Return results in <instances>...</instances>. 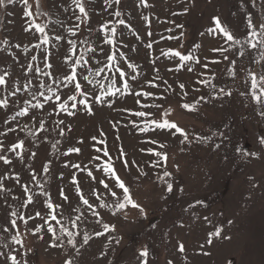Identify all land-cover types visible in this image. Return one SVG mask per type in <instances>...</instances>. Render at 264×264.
Here are the masks:
<instances>
[{
    "label": "rangeland",
    "instance_id": "374dc122",
    "mask_svg": "<svg viewBox=\"0 0 264 264\" xmlns=\"http://www.w3.org/2000/svg\"><path fill=\"white\" fill-rule=\"evenodd\" d=\"M28 2L31 17L25 15L28 8L22 0L0 6V75H5L8 82L0 86V100L8 101L7 108H0V142L4 145L0 155L11 161L6 164L0 160V251L16 255L21 264H66L69 259L72 264H143L145 258L140 252L145 249L149 253L147 264H264V144L260 143L264 137V96L258 103L251 87L255 73L257 94L264 88V83H259L264 75V60L260 58L264 48L258 43L256 49L248 45L241 49L226 37L209 31L216 27L213 18L219 17L221 25L236 38H251L248 18L261 32L258 26L264 23V0H120L119 4L115 0H80L87 18L73 0ZM116 11L119 16L114 14ZM121 20L123 24L119 23ZM34 24L45 27L48 44L43 43L44 34ZM76 24L80 25L78 29ZM104 24L109 30L116 28L114 37L109 31L115 46L104 42ZM55 36L63 39L57 41ZM251 39L258 42L264 40V35ZM69 40L76 42L75 56ZM221 47L228 51H213ZM92 49L101 63L90 60L88 67L93 71L104 68L97 79L105 86L108 80L103 77L113 75L106 67L111 63L107 57L115 53L116 67L137 77L136 81H129L135 91L154 95L118 93L109 98L114 100L112 107L93 103L91 114L78 104L76 114L69 116L58 108L53 110L50 101L43 109L29 107L28 115H17L28 106L25 101L36 103L33 96L38 95L37 67L53 74L40 76L39 82L56 88L52 81L59 83L63 73L71 71L66 57L75 60L83 54L89 59ZM241 50L243 57L239 55ZM174 51L191 54L194 59L177 70L181 62L170 54ZM225 55L228 60L223 59ZM45 57L51 68L45 66ZM232 60L236 61L234 65ZM204 63H208V68L202 67ZM80 71L77 68L78 79ZM202 80L208 83H201ZM24 85L29 86L25 89ZM115 86L122 87L119 76ZM16 87L20 91L11 95ZM60 87L68 91L63 85ZM87 90L99 94L95 82L87 85ZM228 92L231 95L225 94ZM39 99L43 103V97ZM137 99L153 106L142 108ZM184 104L194 110L185 109ZM155 105L161 107L157 109ZM136 111L152 115L137 117L133 115ZM154 119L176 123L188 139L184 140L175 130L141 131L146 121ZM60 120L64 124H58ZM42 121L44 130L40 129ZM21 140L23 148L9 151ZM153 140L155 144L151 143ZM75 148L80 152L69 153ZM97 148L101 149L99 153ZM105 148L110 160L104 156ZM149 149L165 154L167 160L155 157ZM97 155L101 157L99 161L95 159ZM106 161L113 165L144 214L131 206L113 214L115 198L97 183ZM125 161L127 167L123 166ZM46 164L48 170L44 171ZM73 164H79L80 169ZM89 170L96 181L88 177ZM166 172L170 175L166 176ZM73 176L99 217L93 216L79 200ZM168 184L173 186L171 192L167 191ZM24 185L33 195V203L27 207H22L27 203ZM93 187L102 194L100 201L91 195ZM61 189L68 202L59 195ZM114 190L118 195L122 191ZM49 201L61 205L57 219L73 233H79L75 236L76 247L68 243L66 235L54 241L46 231L33 234L43 223L40 217L29 220L27 228L17 219L23 243L16 244L12 237L17 233L4 231L11 212L27 218L39 211L43 216L49 211ZM101 202L106 206L100 207ZM51 223L59 230L55 221ZM105 224L109 228H104ZM217 231L219 236L209 237V233ZM97 232L103 235L97 236ZM85 233L89 236L87 244L83 243ZM209 238L210 245L206 243ZM181 244L184 252L179 251ZM0 264H5L3 257Z\"/></svg>",
    "mask_w": 264,
    "mask_h": 264
},
{
    "label": "snow or ice",
    "instance_id": "6c2138e0",
    "mask_svg": "<svg viewBox=\"0 0 264 264\" xmlns=\"http://www.w3.org/2000/svg\"><path fill=\"white\" fill-rule=\"evenodd\" d=\"M73 2L76 3L77 7L79 8V12L81 14H83V16L85 18H87L88 13L86 12L85 7L80 2V0H73ZM115 2L117 4H119L120 0H115ZM13 3H15V0H0V6H4V7H7V5H11ZM22 3L26 8H28V11L25 13V15L31 17L33 15V13L31 11V7L29 5L28 0H22ZM114 14L117 16L120 15L119 11H116ZM76 19L81 20V17L76 16ZM213 21H214V24L216 25V27L210 28L209 31L212 32L213 34H216V33L220 34L222 38L226 37L227 41L234 42L235 44L240 45L241 49L245 45L250 46V48H252V49H256L258 46V43H259L261 48H264V40L254 42L253 39H251V38H255L259 35H264V23H262L258 26L262 30L261 32L258 33L256 31L257 26L253 24L251 18L249 17L248 18V28L250 30V37L251 38L246 37L243 40H241L239 38H236L229 29H227V28L223 27V25H221L219 17H214ZM119 23L123 24L124 21L121 20V21H119ZM34 27L40 33L44 34L42 36L43 43L48 44L50 38L47 35V33H45V27L41 26L40 24H34ZM74 27L76 29H78L80 27V25L76 24ZM101 27L104 30V42L109 44V45L115 46V41L113 38H111L109 36V31L111 32L112 37H114L116 34V28L113 27L109 30L107 24H104ZM178 27H182V25H178ZM89 31H91V29ZM72 35L75 36L76 32L72 31ZM148 35H151V33H148ZM54 39L59 41V40L63 39V37L62 36H55ZM68 44L70 45V50L72 52V55L75 56L76 55V42H75V40H69ZM17 47H19V45H17ZM36 47H39V45H36ZM147 47L151 48L152 45L148 44ZM91 51H92L93 55L89 59H85L83 54L78 56L75 60H73L71 57H66V62H67L68 68H70L71 71H65L63 73V79L61 81H59V83H57L55 80L52 81V83L57 84L56 88H52L50 86L45 85L44 83L39 82L40 76L52 77L53 74L51 72H46V71H44V69L37 67L36 72L39 73V76L36 77L37 85L35 87H36V91H37L38 95L33 96V99L36 100V103L33 104L31 101H25V104L28 106L24 107L21 111H19L17 113V115H19V116L28 115L29 114V107H31L32 109H43L45 104H47L50 101L53 103V110L58 108L60 110V112L66 113L69 116H74L76 114L75 110L77 109L78 104L81 105L86 111H88L89 114H91L93 103L112 107L114 100H111L109 98L110 97H116L118 93L120 95H124L126 93L130 94V95L134 94L136 97H152L154 95L153 93H150V92L135 91V89L133 88L132 84L129 81L130 80L136 81L137 77L135 75L129 76V74L126 73L123 70V68H117L116 67V64L118 63V61L116 60L115 53H113L111 56L107 57V59L110 60L111 63L107 64L106 67L110 71L113 72V75L111 77H107V76L103 77V79L108 80V84H107V86H105L101 82L100 79H97V77H101V73L104 72V68L101 67L98 70L93 71L91 68L88 67L90 60H96V57L94 54L96 50L92 49ZM100 51L103 52V48H100ZM213 51L214 52H217V51L227 52L228 49L221 47V48L213 49ZM170 54L174 57H178L179 61L181 62L177 66V70H179L180 68H182L184 66V62H188V61H191L194 59L191 54H182L179 51H174V52H171ZM239 55L241 57H243L245 55L244 51L243 50L239 51ZM260 58H261V60H264V51L261 52ZM33 59H35V57H33ZM223 59L228 60L229 57L227 55H225L223 57ZM44 62H45V66L47 68L52 67V65L47 62V57L44 58ZM196 62L197 63L200 62L199 58H196ZM96 63L99 64V63H101V61L96 60ZM210 63H219V61H210ZM230 63L234 65L236 63V61L232 60V61H230ZM257 63H259V61H257ZM129 66H131V65H129ZM202 67L208 68V63H204L202 65ZM77 68L81 69V71L79 73V77H80L79 79H78ZM188 70L192 71L191 68H189ZM57 74H59V73H57ZM201 75H202V73H201ZM232 75H233V77L235 76L234 71H233ZM117 76H119V78L122 82V87H116L115 86ZM126 76H129V79H125ZM94 82H95V85L98 87L99 94H97L96 91L89 92L87 90V85L93 84ZM7 83L8 82L5 79V75H0V86H6ZM149 83L151 84V82H149ZM201 83L207 84L208 81L202 80ZM259 83H264V75L260 76ZM29 84H30V82H29ZM61 85H63V88L68 89V91L64 92L60 87ZM257 85H258V81L256 79V74L252 73V84H251V87L253 89L252 96L255 98V100L258 103H260L262 96H264V88L261 89V94H257V92H256ZM28 86L29 85H24V88L27 89ZM69 86H71V87H69ZM152 86H155V85H152ZM138 87H140V86L138 85ZM180 87L184 88V85L181 84ZM213 88H215V85H213ZM19 91H20V88L16 87L15 91L11 92L10 94L16 95V92H19ZM220 92L224 93V89L221 88ZM225 94L231 95V92H228ZM78 96H79V98H78ZM40 97H43V103L40 101V99H39ZM200 99H203V97H201ZM90 101H91V103H90ZM136 103L141 104L140 99H137ZM152 106L153 105H149V104H141L142 108H147V107H152ZM7 107H8L7 98H5L4 100H0V108H7ZM155 107L157 109H159L161 106L155 105ZM183 107L185 109H188V110H194V109H192V107L189 104H184ZM123 111H128V110L124 109ZM261 114L264 115V113H261ZM57 115H59V113H57ZM133 115H135L137 117H146V116L152 115V113H147L145 111H136L133 113ZM6 123H7V121H6ZM58 124H64V121L60 120L58 122ZM145 124H146L145 128L141 129V131H148L149 128H151L153 131H155L156 129L168 130L169 132H171L172 130H175V132L180 133L181 136H183L184 140L188 139V134L183 129L179 128L176 123L169 122L168 120L154 119L151 121H146ZM133 126L138 127V125H135V122H133ZM66 127L69 128V131L71 130L70 126L66 125ZM40 129L44 130V122L43 121L40 123ZM8 131H14V129H9ZM60 134L61 135L64 134V131L62 128L60 129ZM93 139H95V138H93ZM117 139H119V138L117 137ZM200 139L207 140V137H201ZM101 143H103V141H101ZM151 143L155 144L156 141L153 140V141H151ZM260 143L264 144V137H262L260 139ZM23 146H24V142L21 140L18 144H13L10 147L9 151L16 152L17 148H23ZM161 147H163V144H161ZM215 147L219 148L220 145L216 144ZM3 150H4V145L2 142H0V151H3ZM73 151H75L76 153H79L80 149L79 148L69 149V153H71ZM100 151H101V149H99V148L96 149L97 153H99ZM103 152H104L105 157H109V153H108L106 148L103 149ZM149 152L157 158L163 157L164 160H167V156L165 154L159 152V151H154L153 149H149ZM33 155H35V154H33ZM95 159L97 161H99L101 159V157L99 155H97L95 157ZM110 159H111V157H109V160ZM0 160H3L4 163H6V164L11 163V161L6 156H3V155H0ZM48 163H50V162H48ZM157 163H159V159H157ZM123 166L124 167L128 166L127 161L124 162ZM153 166H155V165H153ZM65 167H67V164H65ZM73 167L76 169H80L79 164H73ZM102 167H103V175H102V178L97 181V183L99 185H103L104 192H107L111 197L115 198V211L113 212V214L115 215L116 212L124 211L129 206H131V208L139 209L141 214H144V209L142 207H140L139 204H137L133 201L131 194H130V191H129V188L126 186L125 182L121 179V177L117 174L113 165L106 161ZM47 170H48V164H46L44 167V171H47ZM81 171H83V169H81ZM87 175L93 181H96V177L93 175V172L91 170H89L87 172ZM165 175L166 176L170 175V173L166 172ZM60 178L61 179L63 178V174H60ZM109 180L111 181V186L108 182ZM72 183L75 185L76 192L79 196V200L82 201L83 205L87 206V208L92 211L93 216L99 217L100 213L95 211L93 204H91L89 202V199L85 198L83 193L81 192L79 182L75 179V176H73ZM23 188H24V192L27 194V203L22 204V207H27L28 204L33 203V195L30 193L27 185H24ZM114 189L122 190L120 195H118L117 191H115ZM0 190H3L2 184H0ZM172 190H173V186L171 184H168L167 191L171 192ZM90 191H91V195L95 196L97 201L101 200L102 194H97L95 187L91 188ZM59 195L63 198V200L65 202H68L69 198L67 195H65L63 189L60 190ZM197 203H202V202H197ZM105 206L106 205H104L102 202L100 203V207H105ZM60 207H61V205H59V204L53 205V203H51L49 201L47 203V209L49 211L45 212V214L43 216L41 215V213L39 211H36L34 215L30 214L27 218H25L23 215L17 216L16 212H11L12 218H10V220L8 221V226L4 228V231L8 232L9 230H14L17 234L12 237L13 241L16 244H22L23 242L20 238L19 227L17 225V219H19L23 223L25 228H27L29 220H34L37 217H40L43 220V223L40 224L38 227H36L33 230V234L43 230V231L50 233L51 239L54 241H59L63 238L64 235H66L68 238V243L71 244L73 246V248H75L76 247L75 236L79 235V233L78 232L73 233L64 224L61 223L60 219H57V209ZM75 210L79 211V208H76ZM49 217H50V219H49ZM77 219H79V217H77ZM205 219H207V218H205ZM51 221H55L56 225L60 226L59 230L57 229V227L55 225H53L51 223ZM97 223H99V221H97ZM73 226L75 227V223H73ZM104 228H106V229L109 228V225L105 224ZM112 230H115L114 226H112ZM58 231H59V234H58ZM96 235L97 236L103 235V233L97 232ZM219 235H220L219 231L214 232V233H209V237L219 236ZM88 241H89V236L85 233L83 236V243L87 244ZM117 243H119V241H117ZM206 243L210 245L212 243V239L211 238L207 239ZM53 246H62V245L54 244ZM4 247H7V245H4ZM179 251L184 252L183 244H181L179 246ZM148 255H149V253H148L147 249L140 252V256L145 258L143 264H147L146 258L148 257ZM0 257L4 258L5 264H8L9 260L11 261V264H21L20 260H18L16 255H14V254L9 256V255L5 254L4 252L0 251ZM66 264H72V261L69 259L66 262Z\"/></svg>",
    "mask_w": 264,
    "mask_h": 264
}]
</instances>
